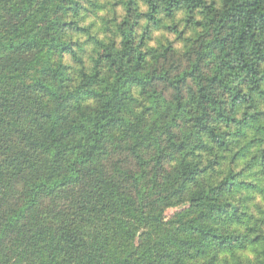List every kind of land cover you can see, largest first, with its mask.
I'll use <instances>...</instances> for the list:
<instances>
[{"label": "trees", "instance_id": "1", "mask_svg": "<svg viewBox=\"0 0 264 264\" xmlns=\"http://www.w3.org/2000/svg\"><path fill=\"white\" fill-rule=\"evenodd\" d=\"M0 264H264V0H0Z\"/></svg>", "mask_w": 264, "mask_h": 264}, {"label": "rangeland", "instance_id": "2", "mask_svg": "<svg viewBox=\"0 0 264 264\" xmlns=\"http://www.w3.org/2000/svg\"><path fill=\"white\" fill-rule=\"evenodd\" d=\"M88 15H89L88 23L90 24L91 22H93L97 26V28L100 29L102 23L98 20V18H95L94 14H92V13H90V14L88 13ZM156 36H161V34L157 33ZM171 39H173V38H171ZM175 212L176 211H174V210L168 211L166 214L167 218H171Z\"/></svg>", "mask_w": 264, "mask_h": 264}]
</instances>
